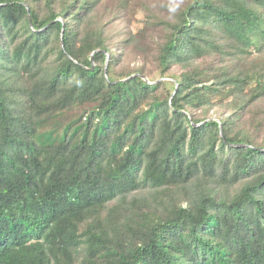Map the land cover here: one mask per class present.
Here are the masks:
<instances>
[{
  "label": "trees",
  "instance_id": "obj_1",
  "mask_svg": "<svg viewBox=\"0 0 264 264\" xmlns=\"http://www.w3.org/2000/svg\"><path fill=\"white\" fill-rule=\"evenodd\" d=\"M127 1L0 0V264H264V0Z\"/></svg>",
  "mask_w": 264,
  "mask_h": 264
},
{
  "label": "rangeland",
  "instance_id": "obj_2",
  "mask_svg": "<svg viewBox=\"0 0 264 264\" xmlns=\"http://www.w3.org/2000/svg\"><path fill=\"white\" fill-rule=\"evenodd\" d=\"M161 1H168L173 2L175 0H141V2H147L150 4V6H154L157 3H160ZM103 2V1H102ZM104 3V2H103ZM132 4V0H129L126 2L125 10L129 9ZM146 22V13L144 12V8L141 6H138L134 9L132 12H126L123 11L120 13L119 18L113 16L111 18V31L113 33H117V31L121 30V28L124 29V32H131L135 37H139L142 33V28L144 27V23ZM138 61L137 63H142V56L138 55Z\"/></svg>",
  "mask_w": 264,
  "mask_h": 264
},
{
  "label": "water",
  "instance_id": "obj_3",
  "mask_svg": "<svg viewBox=\"0 0 264 264\" xmlns=\"http://www.w3.org/2000/svg\"><path fill=\"white\" fill-rule=\"evenodd\" d=\"M145 80H146V78H145ZM148 80V79H147ZM149 81V80H148ZM150 82V81H149ZM150 83H152V82H150ZM196 126H198V125H196Z\"/></svg>",
  "mask_w": 264,
  "mask_h": 264
}]
</instances>
